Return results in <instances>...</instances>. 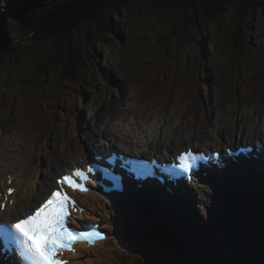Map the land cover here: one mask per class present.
Here are the masks:
<instances>
[{"label":"rangeland","instance_id":"1","mask_svg":"<svg viewBox=\"0 0 264 264\" xmlns=\"http://www.w3.org/2000/svg\"><path fill=\"white\" fill-rule=\"evenodd\" d=\"M3 1L0 0V11L2 12L0 23L2 29L10 34L11 53L9 50L6 51L10 44L0 53L2 59L0 63V80H2L0 85V141L11 143L2 135V129L10 134L13 132L11 129L17 123L21 132L19 146H27L24 142L25 137L33 141L34 150L29 152L32 155V161L42 172L41 178L44 173H49L52 177L60 165L67 160L70 162L81 154V149L78 153H70L76 147L72 144L74 141L82 145V150L87 145L92 148L96 144L91 141L93 132H97V139L98 134L101 136L104 131L108 134L116 129L104 123H106L105 118H110L107 123H112L113 119L121 117L119 113L124 116L132 113L136 116V120L145 124L153 113L163 111L167 115L171 114L174 122L182 126L184 130L174 131L168 141L162 140L161 143L165 142L167 147H172L180 138L186 139L187 133L194 134L197 142L211 139L215 137L213 131L217 123L222 125L218 133L223 136L227 135V139H230L233 134L238 139H248L264 131L262 128L264 126V101L261 103L263 108L260 113L256 111L258 114L243 118L240 115L247 104H239V100L255 103L261 98L264 99V14L261 12L255 22L252 47L240 65V77L236 80L237 69L234 65L235 59L236 62L238 61V54L234 59L232 52L235 46L230 43L232 38L228 34L216 31L213 36L216 37V51L208 49L207 46L210 52L207 56L209 61L205 67L204 78H202L199 68L200 44L191 42L187 47L184 46L178 52V59L161 52L170 50V48H159L158 37L168 30L174 18L171 12H164L148 5L139 6L137 4L124 7L120 10V15L114 16L116 21L121 20V26L114 32L102 36V59L96 58L94 51H88V54L95 57L93 59L88 57L95 67L92 70L86 69L87 74L92 73L97 77V71L102 69L106 76L105 83L112 80L113 83L110 85L112 89L105 87V84L96 85L98 88L95 84L83 86V96L71 94L72 91H68L67 94L63 93L58 77L52 70L45 75L42 68L46 70L47 66L41 62L45 54H49L48 50L51 45L41 46L39 42L33 40L31 33L21 30L23 27L16 20L14 10L7 8L4 11L6 5H1ZM230 14L231 11H228L227 15ZM228 36L230 48L226 47ZM80 41H83L82 38ZM96 51L98 52V49ZM113 56H115L114 59ZM93 60L103 61L104 64L108 60L109 63L105 67L104 64L97 66ZM86 63L89 66L87 58ZM244 69H246L245 73H243ZM6 80L8 82H5ZM128 107H131V112L125 111ZM248 107H253V105L248 104ZM247 111L249 110L246 109ZM178 118L182 121L179 122ZM249 119L253 123L258 122L259 119L262 121L254 132H252V127L247 125ZM199 131L203 133L199 134ZM130 133L135 135L136 133L141 134L142 131L139 126L134 125ZM117 141L122 142L123 140L118 139ZM54 159L56 160L53 161ZM51 162L54 171L49 170ZM192 198L196 205L197 215L204 221L196 224L197 230L190 225L188 231L192 234L201 232L202 228H199L201 226L204 229L216 225L224 226L228 230L235 227L239 229L229 203L225 202L218 208L212 206L211 209H206L207 206H203L199 198L196 196ZM224 205L228 207L222 212L220 207ZM259 210L263 212L264 208L259 207ZM160 211H162L161 208ZM107 212L110 217L117 216L111 207L107 209ZM124 217L125 215H122L121 219ZM156 218L161 223L166 221L160 220L159 216ZM161 218L164 219L162 214ZM119 223H113L112 235L104 247L110 252L108 256L111 260L107 261L109 264H126L124 261L121 262L123 258H126L128 259L127 264H134L136 260L133 248L138 235L143 231H135L141 228L131 227L128 222L125 225L124 221L119 220ZM258 223L255 219L252 220L251 225L255 226ZM205 238L208 236L200 237L199 243L194 245V250L197 246V250L202 246L206 248ZM102 247L103 245H100L98 249ZM228 250L229 254L232 252L230 256L235 258L234 264H264V231H261L259 238H255L253 233L244 234L238 231L234 243L231 244V249ZM210 253L204 254L206 260L196 257L197 263L201 264L199 261H202L205 264H224L218 256L214 254L211 256ZM161 259L163 264H166L162 256ZM138 261H141V257H138Z\"/></svg>","mask_w":264,"mask_h":264},{"label":"trees","instance_id":"2","mask_svg":"<svg viewBox=\"0 0 264 264\" xmlns=\"http://www.w3.org/2000/svg\"><path fill=\"white\" fill-rule=\"evenodd\" d=\"M15 3L18 6L14 15L23 27L21 30L31 33L39 45H51L41 63L58 68L67 77L84 62L86 49L93 47L102 35L118 29L114 16L124 7L148 5L173 14L168 30L158 37L159 48H170L163 50L168 56L188 41H212L210 35L213 37L216 31L231 36L230 43L237 53L238 48L241 50L252 42L250 36L256 28L258 14H264V0H24L21 3L15 0ZM228 11H231L229 16ZM10 49L11 44L6 51L11 53ZM205 253H208L205 246L197 252L203 258ZM154 256L157 260L151 259ZM148 258L152 264L163 263L156 251ZM162 258L166 264H178L175 255Z\"/></svg>","mask_w":264,"mask_h":264},{"label":"snow or ice","instance_id":"3","mask_svg":"<svg viewBox=\"0 0 264 264\" xmlns=\"http://www.w3.org/2000/svg\"><path fill=\"white\" fill-rule=\"evenodd\" d=\"M204 159L202 154L194 153L191 149L178 157L179 164L173 166L172 175L189 174L199 166ZM95 169L89 165L86 169L74 168L71 174H64L56 180L57 187L53 188L46 199L30 214L9 223L0 219V249L4 254L16 257L22 264H66L58 258L63 250L74 251L73 245L78 241L92 244L103 240L105 235L95 226L77 228L70 226L71 213L80 209L75 199L69 195L64 186L73 191H88V182L94 181L91 174ZM138 178L150 175L147 172H137ZM118 187V184L114 185ZM12 188L7 190L10 196ZM7 199V196L5 197ZM4 207L0 203V209Z\"/></svg>","mask_w":264,"mask_h":264},{"label":"bare ground","instance_id":"4","mask_svg":"<svg viewBox=\"0 0 264 264\" xmlns=\"http://www.w3.org/2000/svg\"><path fill=\"white\" fill-rule=\"evenodd\" d=\"M157 124H158V122H156V124L153 123L151 125H146V128H144L143 131H142V133H144V135H145V131H146L147 135H145V137H148V140L150 142V145L153 144V138H155V134H156L157 128H158ZM131 125H135L134 122H131ZM167 126H168V128L177 127L174 122H167ZM220 129H221V126L218 125L216 127L215 132H216V135L219 138H221V140H222V136L223 135H221L220 133H218L220 131ZM98 132H100V131H98ZM96 133H94V132L92 133V136H91L92 143H96V141L98 140V138L96 139ZM104 133H105V131L103 132V134ZM186 136H190V134H188ZM263 136H264V131L261 134V137H263ZM104 139H106V141L109 144L114 142L111 139H107V138H104ZM126 140H127V143L126 142H121L122 143L121 145L123 147L125 146V147H131V148H140L142 146V142L141 141L146 142L145 139L140 140L137 137L127 138ZM224 141H225V139H224V136H223V142ZM80 147L81 146H78L77 145L74 149H72L70 151V153H72V152H77L78 153ZM162 149H163V152L168 151V149H167L166 146H164ZM0 156L2 158V159H0V161L2 160V164L0 163V168H2L3 165L7 164L8 167H11V169L14 170V171L25 172L26 175H25L24 179L22 180V182H23L22 184L23 185H27V183H33V181L32 182H29L28 181L29 180L28 177L32 176L31 175V172L32 171H34V176H33L34 178L36 176H38L36 174V167L34 165H31L28 162V160H31L32 161V155L30 154L29 151H16L15 149L9 148L5 152L1 153ZM83 157H84V155H81L82 160H85V158L83 159ZM79 159H80V155H77L75 157V160L78 161ZM52 167H53V164H52ZM56 173L57 172H55L53 175H55ZM51 180H52V178L50 177V174L45 175L44 178L41 180V183L40 184L38 183L36 186H33V189L36 190V191H39V190L42 189V187L44 185H47ZM16 182H18V181L16 180ZM12 186L17 187L18 188V191L21 192L20 195L17 192H14L12 194V196H11L12 201H13V204L16 203V207L27 206L31 202H33V200H32L33 198L30 199V195H29V193H27V190L24 187L19 186L15 182L12 183ZM197 189H198V192L199 191L200 192L201 191H204L203 194H202V196L210 194L209 188H207L205 186L198 185L197 186ZM251 189L252 188L250 187V188L245 189L244 191L247 194H248V192L250 194ZM22 193L25 194L27 197H24L23 198L21 196ZM80 195H81V197H82L83 200H85V198H86V201L88 202V204L93 208L92 211H93L94 214H97L98 216L101 215L103 217V221L106 223V226L111 227V222H119V220L121 219V216L122 215H120L118 213H117V216L110 217V216H108V214L106 212L101 211V210H98V205H97V201L96 200L99 197L98 195H102V194H99V193L95 194L97 198H88L89 195H87L85 193L84 194H80ZM143 197H146V196L143 195ZM257 197L258 196L256 195L255 198H257ZM148 200L151 201L149 204L154 207L155 211L160 212V207L158 208V206H156V204L153 202V200L150 197H149ZM18 201H22V202H18ZM129 201H134V200L122 199L120 201L122 205H121V208L118 209V211H120V212L122 211L125 214H128L126 210L128 208ZM180 202H182V200L179 201V203ZM183 204H184V202H183ZM184 205H185L184 206V209L183 210H178V212L182 216H184L186 219H188V221H191L190 220V216H193V217L196 216V212L189 211L188 210L189 209V205H186V204H184ZM13 209H15V208H13ZM5 210H6V208H5ZM122 212H121V214H122ZM92 220H94V219H92ZM187 223L189 224V222H187ZM106 240H104L103 242L105 243ZM97 245H102V242L100 244L96 243L93 247H89V248L84 247V244H80L79 246L81 247V250H80L79 254H77V255L76 254H69V255H72V256L74 255V258H77L75 260H72V264H109L108 261H107L108 259H110L109 256H108V255H110L109 250L108 249H104V247L101 248V249H97ZM90 255H92V256H90ZM95 256L97 258H95ZM114 259H116V258H114ZM151 259L157 260V257L154 256ZM158 260L160 261V258Z\"/></svg>","mask_w":264,"mask_h":264},{"label":"water","instance_id":"5","mask_svg":"<svg viewBox=\"0 0 264 264\" xmlns=\"http://www.w3.org/2000/svg\"><path fill=\"white\" fill-rule=\"evenodd\" d=\"M8 46V41L6 40L3 33L0 31V50L5 49Z\"/></svg>","mask_w":264,"mask_h":264}]
</instances>
